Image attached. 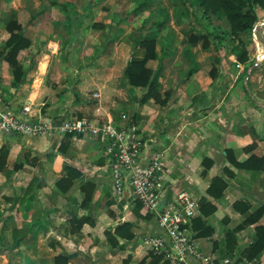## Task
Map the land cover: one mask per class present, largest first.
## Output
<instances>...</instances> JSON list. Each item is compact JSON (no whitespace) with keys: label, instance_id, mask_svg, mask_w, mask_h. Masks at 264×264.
Returning <instances> with one entry per match:
<instances>
[{"label":"crops","instance_id":"crops-1","mask_svg":"<svg viewBox=\"0 0 264 264\" xmlns=\"http://www.w3.org/2000/svg\"><path fill=\"white\" fill-rule=\"evenodd\" d=\"M14 11L17 13V9L12 10L9 16ZM150 32L138 35L136 42ZM163 33L164 30L156 34L157 57L150 59L147 66L157 69L162 63L160 81L173 79L174 91L161 89V99H165L166 91L171 93L167 105L154 98L142 104L140 98L146 89L135 88L144 91L133 98L131 113L127 115L154 141L155 149L163 153L171 167L168 199L187 192L197 201L198 214L191 230L207 264H226L229 258L235 262L264 264V250L253 260L248 259L249 246L257 238L256 226L264 225V214L258 222L249 218L245 222L264 204V164L252 161L248 167L240 165L251 156L263 157L261 148L249 147L253 143L252 133L243 121L235 123L234 107L228 109L231 116L225 118L221 105H227L234 97L229 91L212 88L218 74L207 69L203 57L197 59L191 53L192 47L187 44L180 47V40L174 43L177 33H166L169 37ZM5 41L0 43V51ZM193 44L201 48L198 42ZM181 49L185 60L178 53ZM23 51L18 56L21 64L19 57ZM40 67L44 71L47 62H41ZM195 67H198L196 72L188 75ZM9 70L14 77L12 65L2 59L0 77ZM30 71L26 70L20 85L26 84ZM123 86L122 78L121 96ZM3 92L9 94L0 83V93ZM70 101L73 108L78 105L75 100ZM68 104L66 96H62L51 101L48 111H41L33 108L35 102L28 96L19 108L5 103L0 109L58 126L63 120L71 119L61 116H69ZM121 114L113 119L120 121ZM78 116L85 117L81 112ZM3 146L8 150L5 164L0 166L3 264H167L162 259L152 261V248L146 243L151 235L161 232L154 214L141 203L138 208L139 202H119L114 197L109 161L100 142L90 135L68 136L58 127L48 134L23 136L0 129V148ZM16 164L20 167L16 168ZM65 167L76 169L71 173L75 178L65 180L60 186L59 181L67 176ZM85 216L88 221L81 225V217ZM238 225L242 227L235 232ZM229 232L234 233L230 240ZM57 256L67 257V263L61 260L56 263Z\"/></svg>","mask_w":264,"mask_h":264},{"label":"rangeland","instance_id":"rangeland-1","mask_svg":"<svg viewBox=\"0 0 264 264\" xmlns=\"http://www.w3.org/2000/svg\"><path fill=\"white\" fill-rule=\"evenodd\" d=\"M142 1L0 0V43L9 36L6 25L15 9V17L32 41V47L19 57L23 68L31 70L26 84H13V73L5 71L0 83L9 94L0 93V100L4 105L19 108L31 96L35 102L33 108L45 111L52 100L66 96L69 116L61 114L65 118H80L78 112L88 119L103 121L110 116L114 120L119 113L129 115L133 98L143 89L135 91L124 85L121 96L119 83L138 35L164 30L163 35L169 37L166 33L173 31L177 33L174 43L180 40V47L185 44L192 47L191 53L197 59L203 57V63H208L207 69H214L218 74L212 88L233 94L231 102L221 105L225 118H229L228 109L234 107L235 123L243 121L252 133L253 143L249 147L253 150L260 146V153L264 155V7H256L259 21L254 28L240 34L249 53L248 62L243 64L232 54L237 39L231 35L225 19L204 15L201 7L192 6L191 0H148L144 11L130 19L128 15ZM63 3L67 10L62 7ZM191 37H198L201 48L193 44ZM204 42L206 47L202 46ZM185 56L181 52L183 60ZM43 61L47 62L44 71L40 67ZM162 82L159 87L162 91L174 89L173 79ZM166 83L170 86H164ZM103 85L106 88L101 90ZM70 100L78 105L73 108ZM2 261L0 257V264Z\"/></svg>","mask_w":264,"mask_h":264},{"label":"built area","instance_id":"built-area-1","mask_svg":"<svg viewBox=\"0 0 264 264\" xmlns=\"http://www.w3.org/2000/svg\"><path fill=\"white\" fill-rule=\"evenodd\" d=\"M54 127L63 134L90 135L101 143L109 161L114 197L119 202H139L146 211L154 214L161 232L146 240L154 254L161 256L167 264H204L203 261L207 264L191 230L192 221L198 214L197 201L187 192L168 199L171 167L163 153L155 149L154 141L147 138L127 114L122 113L120 121L83 117L65 119L55 126L52 122L35 121L0 109V129L5 132L44 135ZM225 262L257 264L256 261L235 262L231 258Z\"/></svg>","mask_w":264,"mask_h":264},{"label":"trees","instance_id":"trees-1","mask_svg":"<svg viewBox=\"0 0 264 264\" xmlns=\"http://www.w3.org/2000/svg\"><path fill=\"white\" fill-rule=\"evenodd\" d=\"M191 4L194 7H201L204 15H213L217 18L225 19L229 23L231 35L233 36V38L237 39V44L234 46L232 54L236 56L238 62L243 64L247 63L249 60V53L245 42L240 38V34L254 28L255 24L259 21L256 7H264V0H191ZM148 5V0H143L128 15L129 18L131 19L134 17V15L138 14L141 11H144L145 7H147ZM62 7L67 10V5L65 3L62 4ZM15 16L16 12L14 11L7 21L6 29L10 33V36L5 41V44L0 51V67L2 59L8 61L13 67L15 77V81L13 82V84L18 85L19 83H21L22 78L26 74V69L23 68L22 64L18 60V56L21 51L32 47V41L29 37L25 36L23 25ZM155 24L163 25V22H155ZM156 36L157 35L155 33L150 32L144 35L143 40L138 41L135 50L132 51V55L126 64L123 83L133 90L138 87L146 89L145 93H143L142 97L140 98V103L145 104L150 99L154 98L157 102H160V104L167 105L168 100L171 97V93L169 91H166L165 99L159 98L161 91V89H159L160 80L163 77L164 69L162 63L159 64L157 69H152L147 66V62L150 59H155L157 57L155 51L157 38ZM191 39H193V43H197L198 41V37H191ZM203 46L206 47L205 42ZM139 50H141V54L143 53V55L139 54ZM197 68L198 67L191 69L188 74L192 75L194 72H196ZM213 71L214 69L211 70V73H214ZM66 135L69 136L72 134ZM7 155V148L5 146L1 147L0 166H3L5 164ZM252 161H259L263 165L264 156H251L247 160V162L245 161V163H240V165L248 167L251 165ZM15 167L19 168L20 165L16 164ZM65 169L67 172V176L66 178H63L59 181L60 186H62V183L65 180H71L75 178L71 173L73 171H76V169L70 167H65ZM138 206V208L141 207L140 203H138ZM263 214L264 204L259 206V208L254 213L250 214L249 217L246 218L245 222H248L249 219L252 222H258ZM85 221H88V216L81 217V225ZM191 226H193V223ZM241 227V225H238L235 228V232ZM256 229L257 238L253 243H251L248 251V259L250 260L258 257L264 250V225H258L256 226ZM232 235L234 236V233L229 232L227 234V239H232ZM228 250H232V247L230 245L228 246ZM151 253L152 261H161V256L154 254L153 250ZM66 258L67 257L65 256H57L56 263H58L60 260L63 261V263H67Z\"/></svg>","mask_w":264,"mask_h":264},{"label":"water","instance_id":"water-1","mask_svg":"<svg viewBox=\"0 0 264 264\" xmlns=\"http://www.w3.org/2000/svg\"><path fill=\"white\" fill-rule=\"evenodd\" d=\"M164 203H165V200H163V202H162L161 209H162V207H163Z\"/></svg>","mask_w":264,"mask_h":264}]
</instances>
